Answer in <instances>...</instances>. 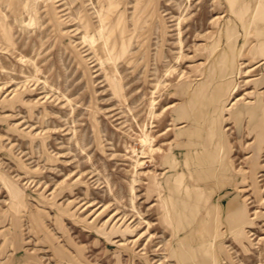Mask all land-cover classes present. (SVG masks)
<instances>
[{
    "label": "rangeland",
    "instance_id": "obj_1",
    "mask_svg": "<svg viewBox=\"0 0 264 264\" xmlns=\"http://www.w3.org/2000/svg\"><path fill=\"white\" fill-rule=\"evenodd\" d=\"M0 264H264V0H0Z\"/></svg>",
    "mask_w": 264,
    "mask_h": 264
},
{
    "label": "crops",
    "instance_id": "obj_2",
    "mask_svg": "<svg viewBox=\"0 0 264 264\" xmlns=\"http://www.w3.org/2000/svg\"><path fill=\"white\" fill-rule=\"evenodd\" d=\"M221 62H222V60H220V64H221ZM209 162H210V161H209ZM207 163H208V161L205 163V165H206ZM205 165H204V166H205ZM207 166H208V165H206V168H208ZM174 179H175V180H178V179H177V176H175ZM184 189L186 190V188H184Z\"/></svg>",
    "mask_w": 264,
    "mask_h": 264
}]
</instances>
